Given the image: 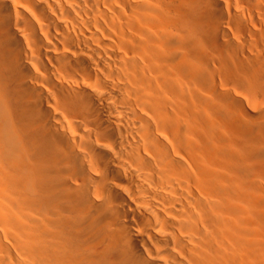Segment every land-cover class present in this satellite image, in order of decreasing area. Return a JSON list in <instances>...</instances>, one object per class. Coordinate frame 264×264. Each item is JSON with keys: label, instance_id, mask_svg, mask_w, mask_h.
Returning <instances> with one entry per match:
<instances>
[{"label": "bare ground", "instance_id": "6f19581e", "mask_svg": "<svg viewBox=\"0 0 264 264\" xmlns=\"http://www.w3.org/2000/svg\"><path fill=\"white\" fill-rule=\"evenodd\" d=\"M0 264H264V0H0Z\"/></svg>", "mask_w": 264, "mask_h": 264}, {"label": "rangeland", "instance_id": "374dc122", "mask_svg": "<svg viewBox=\"0 0 264 264\" xmlns=\"http://www.w3.org/2000/svg\"><path fill=\"white\" fill-rule=\"evenodd\" d=\"M220 82H213L212 84H210L207 87V98H208V103L210 104V106L213 109H217L218 107V101H219V97H217L219 95V92L222 90V85L219 84ZM218 84V85H217ZM220 85V86H219ZM218 86V87H217ZM220 87V88H219ZM219 89V90H218ZM217 95V96H216ZM216 105V106H215Z\"/></svg>", "mask_w": 264, "mask_h": 264}]
</instances>
